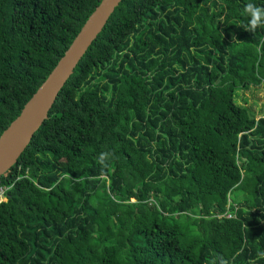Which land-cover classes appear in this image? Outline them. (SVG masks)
Returning <instances> with one entry per match:
<instances>
[{
    "label": "trees",
    "instance_id": "1",
    "mask_svg": "<svg viewBox=\"0 0 264 264\" xmlns=\"http://www.w3.org/2000/svg\"><path fill=\"white\" fill-rule=\"evenodd\" d=\"M98 2L0 0V132ZM247 3L119 1L0 175V264H264Z\"/></svg>",
    "mask_w": 264,
    "mask_h": 264
},
{
    "label": "water",
    "instance_id": "2",
    "mask_svg": "<svg viewBox=\"0 0 264 264\" xmlns=\"http://www.w3.org/2000/svg\"><path fill=\"white\" fill-rule=\"evenodd\" d=\"M120 0H99L45 78L0 132V175L17 159L46 118L61 86Z\"/></svg>",
    "mask_w": 264,
    "mask_h": 264
},
{
    "label": "rangeland",
    "instance_id": "3",
    "mask_svg": "<svg viewBox=\"0 0 264 264\" xmlns=\"http://www.w3.org/2000/svg\"><path fill=\"white\" fill-rule=\"evenodd\" d=\"M235 101L250 108L256 117L264 114V89L261 86H245L235 88ZM236 189H232L230 197L234 195Z\"/></svg>",
    "mask_w": 264,
    "mask_h": 264
},
{
    "label": "clouds",
    "instance_id": "4",
    "mask_svg": "<svg viewBox=\"0 0 264 264\" xmlns=\"http://www.w3.org/2000/svg\"><path fill=\"white\" fill-rule=\"evenodd\" d=\"M243 11L248 18L249 32H254L258 27L264 25V7L247 3ZM261 255H264V253H261ZM212 264H227V261L223 258H216L213 259Z\"/></svg>",
    "mask_w": 264,
    "mask_h": 264
},
{
    "label": "built area",
    "instance_id": "5",
    "mask_svg": "<svg viewBox=\"0 0 264 264\" xmlns=\"http://www.w3.org/2000/svg\"><path fill=\"white\" fill-rule=\"evenodd\" d=\"M6 187L0 185V201H4L6 199V194H5ZM227 216H229L227 214Z\"/></svg>",
    "mask_w": 264,
    "mask_h": 264
},
{
    "label": "bare ground",
    "instance_id": "6",
    "mask_svg": "<svg viewBox=\"0 0 264 264\" xmlns=\"http://www.w3.org/2000/svg\"><path fill=\"white\" fill-rule=\"evenodd\" d=\"M197 31V30H196Z\"/></svg>",
    "mask_w": 264,
    "mask_h": 264
}]
</instances>
